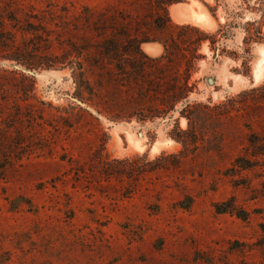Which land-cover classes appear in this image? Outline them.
Wrapping results in <instances>:
<instances>
[{
  "label": "rangeland",
  "instance_id": "rangeland-1",
  "mask_svg": "<svg viewBox=\"0 0 264 264\" xmlns=\"http://www.w3.org/2000/svg\"><path fill=\"white\" fill-rule=\"evenodd\" d=\"M167 14L206 38L192 67L197 35L158 29L154 0H0V264H264V0ZM168 38L172 64L103 55Z\"/></svg>",
  "mask_w": 264,
  "mask_h": 264
},
{
  "label": "trees",
  "instance_id": "trees-1",
  "mask_svg": "<svg viewBox=\"0 0 264 264\" xmlns=\"http://www.w3.org/2000/svg\"><path fill=\"white\" fill-rule=\"evenodd\" d=\"M180 0H154V5H155V9L157 11V14L162 17L160 18L158 16V18H156L155 20V24L158 27V29L160 30H166V29H172L174 28L175 30H179V31H189L194 33L195 35H197V38L193 39V42H191L190 44V57L189 59H187V64L188 67H192L194 65V63L199 59V56L196 54L197 50L199 49L201 43L204 42V40L206 39L205 36L199 32L197 29L192 28L190 26H176L173 25L168 18V14H167V8L173 4H177L179 3ZM146 42H150L149 40H143V41H131L128 43V45L123 48L122 50H117L116 46L114 45H110V47L112 48V50L109 51L106 50V54L105 52L103 53V55L106 56V58L115 61L116 63H120L119 61V54L121 55H126L127 53L133 52L136 53L137 55H140L146 62L149 63H161L162 61H165L169 64H172L173 62V58L175 57V52L179 51L180 49V45L178 43V40L172 39V38H168L166 41L164 40H152V42H157L162 46L163 49V53L160 57L158 58H148L146 56H144L141 51H140V45L142 43H146ZM106 46H109V42H105ZM32 50V49H30ZM35 54H37L38 52H36V50H34ZM55 58L52 57V60H54ZM13 60L20 64L23 63L22 60H19L17 58H13ZM52 60H46L47 63L44 64V68L45 69H51L54 68L56 63L52 62ZM59 64L64 65V62H59ZM23 66H25L27 69H33L35 66L32 64H23ZM115 69L117 72L120 73V75L125 76L127 75V79H132L130 78L132 75L129 73H125L122 66H120L119 64H115ZM164 93L162 95H160V99L158 100V105L161 106V110L159 112H154L151 113L149 116H142V118L140 120H145V119H153L154 117H161L164 116L165 114L169 113L170 111H173L175 106L179 103H181L183 100H185L188 96V94L191 91V88L188 86V76L186 75L185 78H183L182 82L177 83L176 81L171 80L170 84L168 86H165V88L163 89ZM152 93H155L152 92ZM156 95V93H155ZM188 106H186L185 108H187ZM183 110L180 112V114H182ZM113 119H117L116 117H112ZM241 159H236L234 161V165L235 166H241ZM3 166H0V172H2ZM189 205V202L188 204ZM185 206V208H187L188 206ZM227 207V204L223 203L220 204L219 206L215 207V211L217 213H225V212H231L232 210H229L230 208H225ZM184 208V209H185ZM240 219H243L242 216H237Z\"/></svg>",
  "mask_w": 264,
  "mask_h": 264
},
{
  "label": "bare ground",
  "instance_id": "bare-ground-1",
  "mask_svg": "<svg viewBox=\"0 0 264 264\" xmlns=\"http://www.w3.org/2000/svg\"><path fill=\"white\" fill-rule=\"evenodd\" d=\"M176 9L178 12L180 11V8L178 9V8H176V6H173L170 8L171 15L177 16L176 14L178 12L176 11ZM182 13H183V16L185 17V21H188L189 23H192V24L197 25V26L198 25L209 26L211 24V22L213 23V21L208 17L207 13L201 8H199L197 11H194V12L190 9H188V10L183 9ZM179 14H181V13H179ZM150 48H154V51H156L154 45H148V46L144 45V44L141 45V49L145 52L147 50H151ZM154 51H152V52L149 51V53L147 55L148 56H154V55L158 54V52L156 51L155 54L149 55L150 53H153ZM212 84H213V82L211 79L209 82V85H212Z\"/></svg>",
  "mask_w": 264,
  "mask_h": 264
},
{
  "label": "water",
  "instance_id": "water-1",
  "mask_svg": "<svg viewBox=\"0 0 264 264\" xmlns=\"http://www.w3.org/2000/svg\"><path fill=\"white\" fill-rule=\"evenodd\" d=\"M143 44H144V45H147V46H148V45H154L156 51L158 52V50H159L158 47H157V45H155V43H153V42H146V43H143ZM143 44H141V45H143ZM150 49H151V50H147V51H146L147 53H146L145 51H143V50H142V51L147 55V54L149 53V51H151V52L154 51V48H150ZM156 51H154L153 53H150L149 55H153V54H155ZM210 80H211V79H208L207 82H210Z\"/></svg>",
  "mask_w": 264,
  "mask_h": 264
}]
</instances>
